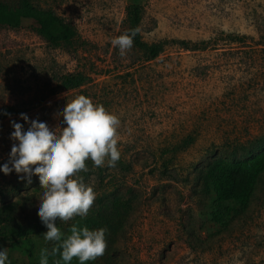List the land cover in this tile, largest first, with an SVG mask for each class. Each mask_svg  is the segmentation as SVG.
Returning <instances> with one entry per match:
<instances>
[{
	"label": "rangeland",
	"instance_id": "obj_1",
	"mask_svg": "<svg viewBox=\"0 0 264 264\" xmlns=\"http://www.w3.org/2000/svg\"><path fill=\"white\" fill-rule=\"evenodd\" d=\"M32 1L64 17L75 37L52 45L29 19L0 28V109H14L0 118V164L16 143L11 121L28 127L20 113L64 127L61 106L86 95L119 117L120 158L115 167L85 161L88 175H80L96 198L87 216L57 220L65 235L73 224L98 229V212L119 206L121 227L105 264H264V172L248 202H227L233 208L221 219L213 217L215 192L201 175L216 158L243 161L264 149V45L229 36H264V0ZM130 5L138 6L141 40L163 46L152 60L134 44L125 56L111 44L130 30ZM202 39L205 49L181 47ZM70 72L86 79L59 91L60 76ZM189 135L193 143L174 151ZM41 187L37 175L28 183L14 171L0 172V204L20 208L11 226L41 222ZM46 230L18 237L0 232L11 264H39L41 249L53 246L43 238ZM54 259L59 253L49 264ZM103 263L101 255L85 262Z\"/></svg>",
	"mask_w": 264,
	"mask_h": 264
},
{
	"label": "clouds",
	"instance_id": "obj_2",
	"mask_svg": "<svg viewBox=\"0 0 264 264\" xmlns=\"http://www.w3.org/2000/svg\"><path fill=\"white\" fill-rule=\"evenodd\" d=\"M136 34L137 30L131 29L113 38L111 44L125 56L132 49ZM59 110L64 127H50L46 121L36 119L29 121L25 113L19 117L28 124L26 130L20 122L11 121L10 139L16 143L11 146L8 161L0 164V172L7 175L14 171L18 179L28 183L33 175L39 177L42 192L36 211L47 229L44 240L53 242L51 249H41L39 264H49V256L57 253L59 259H54L53 264H70L73 258L78 264H85L104 253L107 229L73 224L70 234L65 235L57 220L67 222L75 216H87L96 192L80 173L88 171V159L96 167H115L120 158V119L83 94ZM0 264H11L8 250L2 246Z\"/></svg>",
	"mask_w": 264,
	"mask_h": 264
},
{
	"label": "trees",
	"instance_id": "obj_3",
	"mask_svg": "<svg viewBox=\"0 0 264 264\" xmlns=\"http://www.w3.org/2000/svg\"><path fill=\"white\" fill-rule=\"evenodd\" d=\"M128 23L131 29L137 30L139 20L138 6L130 5L127 11ZM24 19L31 20V23L36 27L39 34L44 39L52 44L59 45L61 43H72L75 37V29L64 18L56 14L52 10H43L36 6L32 0H0V28H16L22 24ZM230 39L233 38L236 42H244V38H251L252 42L259 45H264V36L259 39L247 37L246 35L229 34ZM134 46L143 49V57L146 61L156 58L163 50L161 43L147 44L141 40L138 30L133 41ZM181 47L184 49H205L209 45L207 40L202 39L199 42L189 43L181 41ZM86 79V75L81 72H70L60 76L58 81V89L69 90L78 88ZM14 113L11 106L0 109V118L9 116ZM195 137L189 135L183 139L181 143L175 145L174 151H180L193 143ZM264 172V149L243 161L232 160L225 161L221 158L214 159L208 164L205 171L201 174L202 180L208 186H211L215 192L217 207L213 214L215 219H221L233 206L227 202L245 205L252 194L253 187ZM88 175L87 172L82 173ZM17 187H14L16 189ZM2 195L5 191L0 190ZM20 209L16 202H7L0 204V232L7 233L9 236H23L36 232L39 228L45 227L42 222H35L27 225L11 226L16 220ZM120 207L114 210L101 209L96 218V226L106 228L105 238L107 246L104 253L101 255L104 258V263L108 260L105 256L108 251V246L117 229L121 227L119 220ZM3 228L6 231H3Z\"/></svg>",
	"mask_w": 264,
	"mask_h": 264
}]
</instances>
